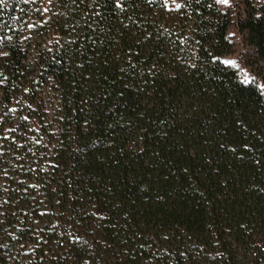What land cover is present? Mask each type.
<instances>
[{"label":"trees","instance_id":"trees-1","mask_svg":"<svg viewBox=\"0 0 264 264\" xmlns=\"http://www.w3.org/2000/svg\"><path fill=\"white\" fill-rule=\"evenodd\" d=\"M260 81L264 0H0V264H264Z\"/></svg>","mask_w":264,"mask_h":264},{"label":"rangeland","instance_id":"rangeland-1","mask_svg":"<svg viewBox=\"0 0 264 264\" xmlns=\"http://www.w3.org/2000/svg\"><path fill=\"white\" fill-rule=\"evenodd\" d=\"M169 1H176V0H169ZM220 9L223 11H230L234 13L240 12V6L247 1L251 2H259L261 0H228V3L225 4L222 0H216ZM235 23L229 29V38L233 44V52L223 58V62L226 61H234L235 63H226L227 65L235 68L239 74L244 77V79H251L252 78V67L251 62L254 58L255 50L247 45L245 34L241 33L237 26L236 20ZM259 86L261 89V93L264 98V84L263 82H259Z\"/></svg>","mask_w":264,"mask_h":264},{"label":"snow or ice","instance_id":"snow-or-ice-1","mask_svg":"<svg viewBox=\"0 0 264 264\" xmlns=\"http://www.w3.org/2000/svg\"><path fill=\"white\" fill-rule=\"evenodd\" d=\"M223 3L227 4L228 3V0H222ZM226 63H235L234 61H226Z\"/></svg>","mask_w":264,"mask_h":264}]
</instances>
